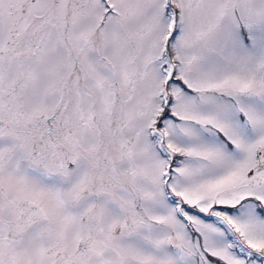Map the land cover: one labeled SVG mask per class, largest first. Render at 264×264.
Wrapping results in <instances>:
<instances>
[{
    "label": "snow or ice",
    "instance_id": "6c2138e0",
    "mask_svg": "<svg viewBox=\"0 0 264 264\" xmlns=\"http://www.w3.org/2000/svg\"><path fill=\"white\" fill-rule=\"evenodd\" d=\"M0 264H264V0H0Z\"/></svg>",
    "mask_w": 264,
    "mask_h": 264
}]
</instances>
